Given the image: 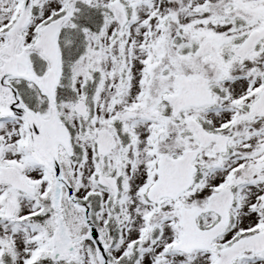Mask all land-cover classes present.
<instances>
[{
    "label": "snow or ice",
    "instance_id": "obj_1",
    "mask_svg": "<svg viewBox=\"0 0 264 264\" xmlns=\"http://www.w3.org/2000/svg\"><path fill=\"white\" fill-rule=\"evenodd\" d=\"M0 264H264V0H0Z\"/></svg>",
    "mask_w": 264,
    "mask_h": 264
}]
</instances>
